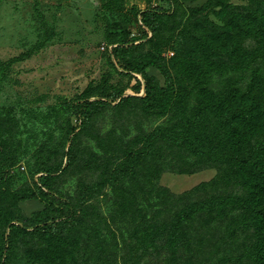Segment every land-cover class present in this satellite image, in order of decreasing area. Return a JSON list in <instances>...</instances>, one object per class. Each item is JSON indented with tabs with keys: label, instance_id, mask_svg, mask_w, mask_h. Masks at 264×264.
<instances>
[{
	"label": "rangeland",
	"instance_id": "rangeland-1",
	"mask_svg": "<svg viewBox=\"0 0 264 264\" xmlns=\"http://www.w3.org/2000/svg\"><path fill=\"white\" fill-rule=\"evenodd\" d=\"M156 9L163 13L158 32L146 35L140 13ZM259 29H264V0H0V241L9 234L14 241L4 264H95L98 245L110 240L90 221L69 226L63 236L20 227L16 217H30L46 206L42 195L48 187H40V176H49L52 195L93 203L89 214L97 213L102 226L111 223L113 211L127 215V199L121 196L129 188L187 196L215 179L214 167L184 171L194 153L180 140L208 90L226 97L231 84L243 89L260 80L256 94L264 98V32ZM194 36L206 42L216 36L225 47L212 56H204V48L195 54ZM119 43L128 44L119 50L120 62H133L136 70L112 58ZM152 62L175 80L173 100L160 114L148 113L143 104L146 75L159 87L166 85ZM114 98L76 127L75 102ZM137 131L143 137L136 144L141 148L136 177L148 185H127L116 169ZM219 191L226 195L233 189ZM32 193L36 198L18 199ZM201 220L195 230L202 237ZM112 225L114 230L123 226ZM118 235L119 242L127 241V230ZM203 235L207 242L200 256L208 264L243 263L249 235L230 236L223 222Z\"/></svg>",
	"mask_w": 264,
	"mask_h": 264
},
{
	"label": "trees",
	"instance_id": "trees-1",
	"mask_svg": "<svg viewBox=\"0 0 264 264\" xmlns=\"http://www.w3.org/2000/svg\"><path fill=\"white\" fill-rule=\"evenodd\" d=\"M162 15L157 9L140 13L146 35L158 32ZM259 30L264 32V29ZM211 38L213 41L206 42L194 36L193 52L198 54L204 48L201 51L205 53L204 56H212L213 52L218 54L225 45L216 41V36ZM126 45L119 43L111 56L122 68L136 70L133 62L119 60V50ZM152 64H157L161 69L166 85L159 87L155 79L146 75L144 83L147 92L143 104L148 113L160 114L166 111L173 100L175 80L163 65L157 62ZM196 65L197 61H193L189 68L194 70ZM260 87V80L253 81L243 89L231 84L226 97H217L208 90L201 100L195 114L197 119L186 125V135L180 140L185 149L194 153L184 171L191 172L192 167L205 166L216 168L218 174L212 181L195 187L189 195L168 194L165 190L154 191L148 187L145 190L129 188L127 195L121 196V199H127V215L120 217L113 211L111 223L102 226L97 213L89 214L88 209L93 203L84 204L75 199L52 195L49 176H40V187H48L42 195L45 197V208L30 217H16L15 220L20 227L44 236H63L69 226L89 221L100 231L103 227L110 240L106 241L102 237L97 247L95 264H208V259L204 255L200 256L207 242L203 234L223 222L228 235H249L250 242L241 253L240 261L244 260L242 264H264V98L256 94ZM117 99H81L75 102L73 109L78 117L76 127H83L96 113L104 111ZM162 128L159 126L155 129L156 136ZM164 131L161 133L164 134ZM140 135L138 131L132 134L129 144L123 149L125 153L118 158L120 163L116 169L123 174L127 185H148L146 180L136 177V154L141 151L136 144L142 139ZM166 136L163 135L164 138ZM68 140L70 154H73L76 136H69ZM229 185L233 192L223 195L219 188ZM210 187L213 189L209 190ZM33 198H36L35 193L18 199ZM82 205L78 214V207ZM199 218L202 219L199 226L202 237L195 230ZM119 222L123 226L114 230L112 224L118 226ZM126 230L127 241L121 237L119 242L118 232ZM13 248L14 241L10 234L3 235L0 241V264H4Z\"/></svg>",
	"mask_w": 264,
	"mask_h": 264
}]
</instances>
